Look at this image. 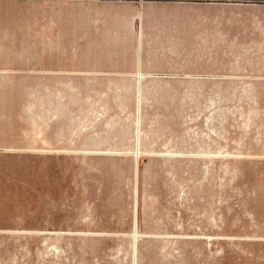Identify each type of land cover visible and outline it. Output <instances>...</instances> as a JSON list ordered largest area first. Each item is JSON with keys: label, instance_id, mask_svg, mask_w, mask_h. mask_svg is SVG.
<instances>
[{"label": "rangeland", "instance_id": "obj_1", "mask_svg": "<svg viewBox=\"0 0 264 264\" xmlns=\"http://www.w3.org/2000/svg\"><path fill=\"white\" fill-rule=\"evenodd\" d=\"M74 14H188L235 33L189 43L191 59L264 50V0H0V264H264V99L121 100L142 131L131 145H38L59 100L22 97L34 84L2 65L52 57Z\"/></svg>", "mask_w": 264, "mask_h": 264}, {"label": "crops", "instance_id": "obj_2", "mask_svg": "<svg viewBox=\"0 0 264 264\" xmlns=\"http://www.w3.org/2000/svg\"><path fill=\"white\" fill-rule=\"evenodd\" d=\"M189 18L74 14L67 24L66 43L46 50L52 57L2 65L1 73L19 74L20 82L34 84L22 97L59 100L58 107L43 114L46 123L38 145L67 148L78 155L92 148L131 145L142 131L124 123L121 100L264 99V50L256 52L261 56L256 61L221 58L219 50L212 58L191 59L188 44L205 41V35H211L213 46L220 44L221 36H228L222 40L228 46L236 39L235 33L219 27H190ZM239 34V42H250L251 29ZM228 55L246 57L253 51L243 48Z\"/></svg>", "mask_w": 264, "mask_h": 264}]
</instances>
